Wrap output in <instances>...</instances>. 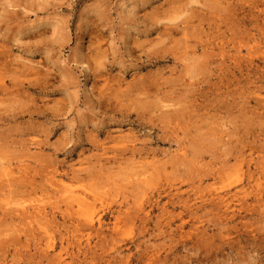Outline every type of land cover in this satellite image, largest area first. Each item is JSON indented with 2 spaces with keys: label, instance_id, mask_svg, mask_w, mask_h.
<instances>
[{
  "label": "rangeland",
  "instance_id": "1",
  "mask_svg": "<svg viewBox=\"0 0 264 264\" xmlns=\"http://www.w3.org/2000/svg\"><path fill=\"white\" fill-rule=\"evenodd\" d=\"M0 264H264V0H0Z\"/></svg>",
  "mask_w": 264,
  "mask_h": 264
},
{
  "label": "bare ground",
  "instance_id": "2",
  "mask_svg": "<svg viewBox=\"0 0 264 264\" xmlns=\"http://www.w3.org/2000/svg\"><path fill=\"white\" fill-rule=\"evenodd\" d=\"M69 198H74L73 193H70ZM88 222L92 223V222H93V218H92V217H89V218H88Z\"/></svg>",
  "mask_w": 264,
  "mask_h": 264
}]
</instances>
